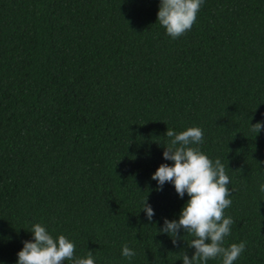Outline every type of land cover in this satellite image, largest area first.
<instances>
[{
	"label": "trees",
	"instance_id": "16d2710c",
	"mask_svg": "<svg viewBox=\"0 0 264 264\" xmlns=\"http://www.w3.org/2000/svg\"><path fill=\"white\" fill-rule=\"evenodd\" d=\"M159 3L0 0V264H17L37 222L95 264H183L194 237L159 229L189 197L151 177L173 164L167 129L188 127L230 178L224 246L264 264V129L250 130L264 121V0H204L177 39Z\"/></svg>",
	"mask_w": 264,
	"mask_h": 264
},
{
	"label": "clouds",
	"instance_id": "9594fccd",
	"mask_svg": "<svg viewBox=\"0 0 264 264\" xmlns=\"http://www.w3.org/2000/svg\"><path fill=\"white\" fill-rule=\"evenodd\" d=\"M203 3L204 0H160L157 21L168 36L177 39L192 29ZM262 129L264 121L251 125L250 130L259 134ZM165 135L170 142L163 158L173 164H160L151 179L157 182L158 191L170 183L181 199L185 194L189 199L181 209L179 219L165 218L159 233L169 235L173 245L182 239L181 230L194 237L188 247L195 251L191 258L186 251L183 252V264H208L209 260L218 257L222 264H234L245 251L246 242L224 246L225 237L230 235L234 223L230 216L224 215L225 209L232 204L228 187L230 178L225 165L218 158L213 161L200 150L199 145L203 142L201 128L188 127L179 133L167 129ZM259 190L264 193V184ZM142 211L151 222L155 212L147 198ZM30 232L32 239L23 241V248L17 253V264H64L65 261L95 264L93 251L88 250L83 258L77 257L73 241L63 234L54 238L40 222L34 223ZM121 254L128 259L136 255L127 245L123 246Z\"/></svg>",
	"mask_w": 264,
	"mask_h": 264
}]
</instances>
